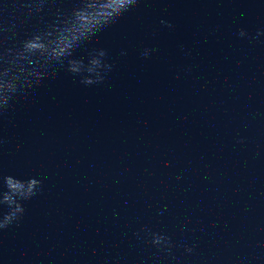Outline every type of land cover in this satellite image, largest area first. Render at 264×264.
<instances>
[{
	"label": "water",
	"instance_id": "water-1",
	"mask_svg": "<svg viewBox=\"0 0 264 264\" xmlns=\"http://www.w3.org/2000/svg\"><path fill=\"white\" fill-rule=\"evenodd\" d=\"M173 0H139L115 23L92 37L76 56L87 60L92 49H104L111 67L102 82L83 84L81 77L59 66L50 68L39 85H33L0 114V174L38 178L52 158L114 82L140 48ZM8 8L4 9V5ZM74 0H49L41 13L12 10L11 0H0V26L15 25V35L0 44L11 46L68 11ZM7 35H11L8 33Z\"/></svg>",
	"mask_w": 264,
	"mask_h": 264
},
{
	"label": "clouds",
	"instance_id": "clouds-1",
	"mask_svg": "<svg viewBox=\"0 0 264 264\" xmlns=\"http://www.w3.org/2000/svg\"><path fill=\"white\" fill-rule=\"evenodd\" d=\"M139 0H74L68 11L57 10L55 18L45 27L33 30L24 39L11 46L0 44V114L5 113L10 103L19 98L33 85H39L50 68H66L81 77L83 84L102 82L110 65L103 59L104 49H92L87 60L76 56L77 49L83 48L92 37L104 30ZM49 0H11L12 10L33 15L41 13ZM8 4L4 5V9ZM168 24L167 21H161ZM15 25L0 26L4 41L11 40ZM11 33V35H7ZM260 34L259 31L257 33ZM238 35H246L244 29ZM148 55V49L142 53ZM41 190V181L36 177L27 179L10 174H0V229L17 223L23 213V201L29 200ZM150 243L158 250L171 253V240L162 233L145 230ZM189 252L191 248L187 249Z\"/></svg>",
	"mask_w": 264,
	"mask_h": 264
}]
</instances>
